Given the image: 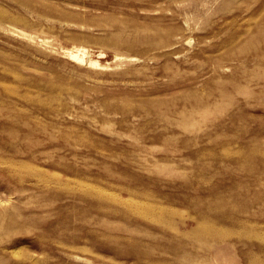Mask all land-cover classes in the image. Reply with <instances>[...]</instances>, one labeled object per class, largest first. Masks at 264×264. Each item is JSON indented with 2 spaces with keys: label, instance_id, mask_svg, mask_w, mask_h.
<instances>
[{
  "label": "rangeland",
  "instance_id": "obj_1",
  "mask_svg": "<svg viewBox=\"0 0 264 264\" xmlns=\"http://www.w3.org/2000/svg\"><path fill=\"white\" fill-rule=\"evenodd\" d=\"M0 264H264V0H0Z\"/></svg>",
  "mask_w": 264,
  "mask_h": 264
},
{
  "label": "bare ground",
  "instance_id": "obj_2",
  "mask_svg": "<svg viewBox=\"0 0 264 264\" xmlns=\"http://www.w3.org/2000/svg\"><path fill=\"white\" fill-rule=\"evenodd\" d=\"M29 35V34H28ZM45 40V39H44ZM47 40V39H46ZM75 46V45H74ZM62 47V46H61ZM74 48V47H73ZM66 50H69V49H66ZM99 54V53H98ZM69 56L75 60V61H78V62H85L86 61V58H87V54H86V50L85 49H77L76 51L72 50L69 52ZM100 56V55H98ZM89 63L91 65H98V61H89ZM89 65V64H88ZM201 224V223H200Z\"/></svg>",
  "mask_w": 264,
  "mask_h": 264
}]
</instances>
